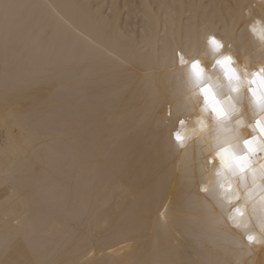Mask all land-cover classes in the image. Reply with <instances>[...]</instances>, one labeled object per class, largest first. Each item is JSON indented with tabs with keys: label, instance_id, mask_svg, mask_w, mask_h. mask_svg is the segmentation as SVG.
Here are the masks:
<instances>
[{
	"label": "bare ground",
	"instance_id": "1",
	"mask_svg": "<svg viewBox=\"0 0 264 264\" xmlns=\"http://www.w3.org/2000/svg\"><path fill=\"white\" fill-rule=\"evenodd\" d=\"M20 2L35 6L30 21L0 41V261L199 264L227 247L201 236L194 208L177 220L166 188L143 211L157 164L143 122L151 52H133L152 21L210 18L224 34L232 21L223 6L258 14L260 0ZM156 76V86L166 76L179 87L162 65ZM76 130L79 138L61 134Z\"/></svg>",
	"mask_w": 264,
	"mask_h": 264
},
{
	"label": "snow or ice",
	"instance_id": "2",
	"mask_svg": "<svg viewBox=\"0 0 264 264\" xmlns=\"http://www.w3.org/2000/svg\"><path fill=\"white\" fill-rule=\"evenodd\" d=\"M34 7L0 0V41L7 45L28 24ZM223 7L232 21L224 34L215 19L187 27L175 17L163 25L155 20L133 52L137 58L151 52L146 76L152 86L143 122L157 164L154 182L142 191L143 211L148 212L154 196L166 188L169 202L174 198L177 220L194 208L202 237L228 241L199 264H264V0L258 14L253 5ZM249 32L255 41L246 39ZM161 65L170 70L178 88L166 76L156 86ZM61 134L80 136L78 130ZM257 251L260 260L255 259Z\"/></svg>",
	"mask_w": 264,
	"mask_h": 264
}]
</instances>
